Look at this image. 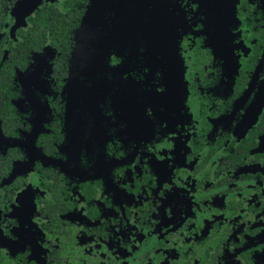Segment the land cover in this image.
Returning a JSON list of instances; mask_svg holds the SVG:
<instances>
[{
    "label": "flooded vegetation",
    "instance_id": "af4514ba",
    "mask_svg": "<svg viewBox=\"0 0 264 264\" xmlns=\"http://www.w3.org/2000/svg\"><path fill=\"white\" fill-rule=\"evenodd\" d=\"M93 1L0 0V264H264V0Z\"/></svg>",
    "mask_w": 264,
    "mask_h": 264
},
{
    "label": "water",
    "instance_id": "95a60500",
    "mask_svg": "<svg viewBox=\"0 0 264 264\" xmlns=\"http://www.w3.org/2000/svg\"><path fill=\"white\" fill-rule=\"evenodd\" d=\"M96 2V0H94ZM93 1V2H94ZM94 2V3H95ZM100 2V1H99ZM99 8L102 9L103 7L99 5ZM97 19H98V30H97ZM106 19L104 16L99 15L97 16L96 14L92 15V8H89V14L84 17L83 24L80 30L81 35L85 34H97L100 36V34H105L106 32ZM84 46L79 44V49L78 52L74 55V57H79V54L81 52L80 49H84V47H87L88 45L92 44L91 39L84 40Z\"/></svg>",
    "mask_w": 264,
    "mask_h": 264
}]
</instances>
